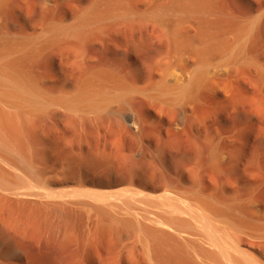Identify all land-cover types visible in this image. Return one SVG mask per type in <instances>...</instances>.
<instances>
[{
    "label": "bare ground",
    "instance_id": "1",
    "mask_svg": "<svg viewBox=\"0 0 264 264\" xmlns=\"http://www.w3.org/2000/svg\"><path fill=\"white\" fill-rule=\"evenodd\" d=\"M214 1L171 0L166 5L156 0L152 10L142 14L153 20L171 21L177 61L188 53L197 59L191 69L171 77V83L161 81L143 93L180 104L206 80L212 56L227 65L245 55L254 22L231 26L225 19L213 21ZM128 13L125 0H98L72 23H56L39 35L5 32L0 26V202L25 207L44 217L45 235L51 236L50 254L46 252L49 264H75L78 258V264H96L95 256L106 261L109 256L102 253L103 249H86L92 243L113 244L115 264H264V181L253 182L255 176L252 181L241 180L239 170L231 169L233 182L241 180L245 184L242 193L237 187L228 190L191 175L187 181L164 185L158 194L128 186L114 192L104 188L102 181V168L110 156L105 149L100 152L95 144L84 152V146L65 153L60 163L46 167L28 138L26 128L35 120L94 125L112 102L125 101L131 90L118 80L109 82L94 75L75 87L64 82L53 87L39 75L35 64L43 47ZM184 22L198 26L196 41L180 37L179 27ZM228 32L234 34L232 42L222 38ZM115 122L121 127L131 126L136 133L141 126L131 112ZM183 125V119H177L172 129L180 130ZM57 151L60 155L61 150ZM133 155L139 157L142 152L134 149ZM225 156L221 154V158ZM76 217L86 227L80 251L64 238L67 233L58 232L60 223L69 226Z\"/></svg>",
    "mask_w": 264,
    "mask_h": 264
},
{
    "label": "rangeland",
    "instance_id": "2",
    "mask_svg": "<svg viewBox=\"0 0 264 264\" xmlns=\"http://www.w3.org/2000/svg\"><path fill=\"white\" fill-rule=\"evenodd\" d=\"M97 1L4 0L0 4V26L5 32L39 35L56 23H72ZM161 1L166 5L171 2ZM155 2L125 0L130 11L126 16L108 19L82 34L65 37L41 49L35 69L53 87L63 82L75 87L94 75H101L109 82L120 81L131 91L125 101L112 102L110 109L103 111L94 125L69 120L62 125L57 121L31 122L26 128L27 136L34 142L38 156L44 166L50 167L60 163L64 154L71 150L78 151L85 146L82 150L86 152L97 145L100 152L105 149L110 155L102 168L105 175L102 181L104 188L114 192L128 186L158 194L164 185L187 181L194 176L209 184L216 182L228 190L237 187L241 193L245 185L243 179L252 181L255 176L253 182L263 184L264 0L214 1L213 21L225 19L231 26L254 22L245 55L227 65H223L218 56H212L210 64L213 65H210L211 72L206 80L180 104L143 93L161 81L170 80L171 83V77L191 69L197 60L195 55L188 53L177 61L171 21L142 15L152 10ZM179 32L181 38L191 41H196L200 33L192 22L182 23ZM222 38L232 42L234 34L228 32ZM128 112L141 121L140 132L115 122L125 118ZM177 119H183L184 125L180 130H173L172 124ZM61 146L66 148L60 149ZM134 149H140L142 155H133ZM57 150H61L60 155ZM223 153L227 154V159L221 158ZM232 168H237L242 176L237 183L233 182ZM2 205L0 202V225L4 220L6 223L3 224L5 228L0 226V264H44L46 261L49 264L46 252L50 254L48 240L51 236L45 235L44 217L25 207L11 203ZM15 214L17 216L12 217ZM58 229L60 235L67 233L62 239L69 238L72 248L83 249L86 227L81 218H74L69 226L62 222ZM107 246L112 250H107ZM93 248L103 249L102 253L109 256L106 261L95 256L96 264H115L113 244L97 246L92 243L86 249L92 252ZM79 261L81 258L75 264Z\"/></svg>",
    "mask_w": 264,
    "mask_h": 264
}]
</instances>
